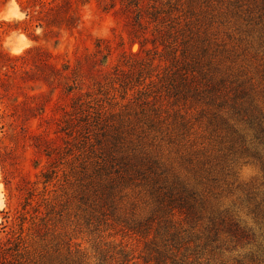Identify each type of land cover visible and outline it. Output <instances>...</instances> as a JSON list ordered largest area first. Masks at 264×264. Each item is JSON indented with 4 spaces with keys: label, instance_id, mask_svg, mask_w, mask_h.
<instances>
[{
    "label": "trees",
    "instance_id": "trees-1",
    "mask_svg": "<svg viewBox=\"0 0 264 264\" xmlns=\"http://www.w3.org/2000/svg\"><path fill=\"white\" fill-rule=\"evenodd\" d=\"M16 2L26 17L2 20L0 33L36 44L16 54L0 44V164L8 203L24 198L3 210L0 264H131L133 252L107 239L118 233L142 244L145 264H264V183L236 184L247 157L264 172L241 132L264 147V71L256 81L246 66L263 51L264 0H99L140 46L112 71L101 67L108 39L60 64L39 42L37 28L56 43L79 31L88 0ZM195 105L214 108L200 113L214 152L193 149ZM28 148L47 158L34 160L39 181L14 167ZM60 171L76 183L60 185L64 201L49 196ZM80 219L88 249L73 241Z\"/></svg>",
    "mask_w": 264,
    "mask_h": 264
},
{
    "label": "rangeland",
    "instance_id": "rangeland-1",
    "mask_svg": "<svg viewBox=\"0 0 264 264\" xmlns=\"http://www.w3.org/2000/svg\"><path fill=\"white\" fill-rule=\"evenodd\" d=\"M101 1V0H100ZM105 2V1H104ZM109 2V0H106ZM82 11V23L80 25L79 31L74 30L73 34L69 33L68 31H62L60 33V37L58 43H56L55 38H47L43 35L42 28H37L36 33L40 35L39 42L44 47L51 50L53 53H61L60 57L58 58L59 64L63 62L65 57H74V55H81L85 53L93 52L96 47L95 43L98 38L108 39L110 42L112 49L109 55L105 56L102 61L101 67L104 70L112 71L119 63L123 62L124 58L121 56L123 50H128L131 53H137L140 50V46L138 43H132L121 25V23L117 22L113 14L108 11H103L102 8L99 6V0H88L84 5L80 6ZM26 17V14L21 11L19 4L16 0H9L5 4L0 3V23L2 20L11 21V20H21ZM1 30V24H0ZM124 37V44H121L120 37ZM104 43V42H103ZM0 44L2 47L10 51L11 53H21L28 47L36 44V41L31 39L27 35V33L23 32L22 30H11L7 33H0ZM263 51L258 54L254 58L248 59L246 62V66H248L249 75L255 76V80L259 81L258 78L262 75L264 71V46ZM106 53V51H104ZM261 55V57H260ZM127 59V58H126ZM245 65V63H244ZM91 87L92 92H97L96 85H89L86 84L84 86V90H89ZM118 93V92H117ZM96 96V95H95ZM103 98L104 104L107 105V100L109 97L101 93ZM264 98H261V105L264 109ZM201 108L206 109L207 111L211 112L214 110L213 107L207 106H200L195 105L191 108H188V115L192 122H194V129L193 134L191 135L190 139H194L197 141L198 145H195L193 149H199L203 145L208 146L212 152H214V146L211 141V134L208 128V113L207 114H200L202 112ZM201 110V111H200ZM240 128H242L240 126ZM241 132L245 134L246 137V146L251 151H259L260 154L264 157V147L256 142H252L251 139L253 138L254 130L248 127V130ZM0 136H3V132L0 128ZM5 142H9L8 138ZM210 142V146L208 145ZM241 148L239 151L243 150ZM40 157V158H39ZM39 158L40 164H44L47 160L46 156L35 153L32 148L26 149L25 152H21L19 150V161L14 165L17 171L23 177H27L31 181H39L38 171L40 167H35L34 160ZM39 166V165H38ZM186 174V170L183 172ZM20 176L16 177L15 180H18ZM58 181L55 179L49 186L50 195H56L57 198L59 197L60 201H64L66 199L64 195V188H61V184L67 187L69 192H72L74 188H76V183L72 178H66L63 176L62 171L59 172ZM264 183V172H263V164L261 161H257L252 157H247L243 159V162L240 163L238 168V181L241 186H249L255 185L259 182ZM14 187V186H13ZM37 192L42 190V184L40 182L36 183ZM241 191L238 189L235 192V196L240 195ZM39 198V196H37ZM235 198H232L233 200ZM24 198L20 197L17 193L15 196L11 198V204H9V196L6 186L4 184V174L2 171V166L0 164V222L3 220V210L8 209L10 206L11 213L14 214L15 209H21V203L23 202ZM231 200H228L227 203ZM9 202V203H8ZM74 206H72V211ZM246 210L242 211L243 214H246ZM81 223L78 224L76 227L77 232L74 233L76 238L73 240L76 243H80V247L82 249H88L90 247L89 239L90 236L81 233L80 231L84 232L86 230L85 226L83 225V220L80 219L78 221ZM8 229V228H7ZM5 233H0V236H4ZM73 235V236H74ZM108 240H113L114 242H122V244L126 247L127 250L133 252L134 259L131 264H145L142 259L139 257L140 251L142 249V244L137 242V240L133 237L123 236L122 234H114L108 236Z\"/></svg>",
    "mask_w": 264,
    "mask_h": 264
}]
</instances>
